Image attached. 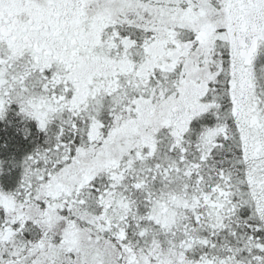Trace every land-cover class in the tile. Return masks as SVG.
<instances>
[{
    "label": "snow or ice",
    "instance_id": "6c2138e0",
    "mask_svg": "<svg viewBox=\"0 0 264 264\" xmlns=\"http://www.w3.org/2000/svg\"><path fill=\"white\" fill-rule=\"evenodd\" d=\"M0 264H264V0H0Z\"/></svg>",
    "mask_w": 264,
    "mask_h": 264
}]
</instances>
